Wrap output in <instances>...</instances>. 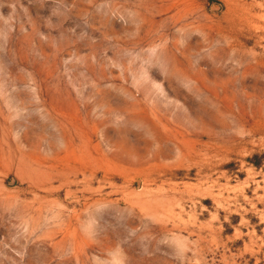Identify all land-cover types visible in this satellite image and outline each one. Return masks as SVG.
<instances>
[{
	"label": "rangeland",
	"instance_id": "374dc122",
	"mask_svg": "<svg viewBox=\"0 0 264 264\" xmlns=\"http://www.w3.org/2000/svg\"><path fill=\"white\" fill-rule=\"evenodd\" d=\"M0 264H264V0H0Z\"/></svg>",
	"mask_w": 264,
	"mask_h": 264
}]
</instances>
